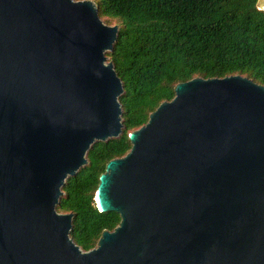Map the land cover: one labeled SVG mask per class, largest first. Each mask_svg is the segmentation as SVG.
<instances>
[{"label":"water","instance_id":"95a60500","mask_svg":"<svg viewBox=\"0 0 264 264\" xmlns=\"http://www.w3.org/2000/svg\"><path fill=\"white\" fill-rule=\"evenodd\" d=\"M119 31L93 0H0V264H264V86L242 75L178 84L100 176L120 225L73 240L63 188L125 130Z\"/></svg>","mask_w":264,"mask_h":264},{"label":"trees","instance_id":"16d2710c","mask_svg":"<svg viewBox=\"0 0 264 264\" xmlns=\"http://www.w3.org/2000/svg\"><path fill=\"white\" fill-rule=\"evenodd\" d=\"M93 1L102 19L120 27L107 56L124 85L125 130L118 139L95 144L87 167L63 188L58 211L75 215L72 238L84 251L121 222L119 214L96 206L100 176L110 161L131 151L129 134L175 98L178 84L242 75L264 86V11L258 0Z\"/></svg>","mask_w":264,"mask_h":264},{"label":"rangeland","instance_id":"374dc122","mask_svg":"<svg viewBox=\"0 0 264 264\" xmlns=\"http://www.w3.org/2000/svg\"><path fill=\"white\" fill-rule=\"evenodd\" d=\"M103 21L106 22L107 24H110L111 26L117 25V22L112 21V22H108V20L106 18H103Z\"/></svg>","mask_w":264,"mask_h":264}]
</instances>
